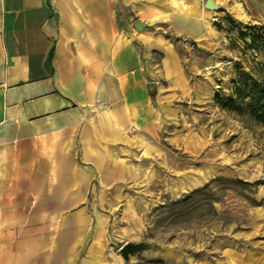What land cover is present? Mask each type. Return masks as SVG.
<instances>
[{
	"label": "crops",
	"instance_id": "1",
	"mask_svg": "<svg viewBox=\"0 0 264 264\" xmlns=\"http://www.w3.org/2000/svg\"><path fill=\"white\" fill-rule=\"evenodd\" d=\"M211 11L200 0H0V264H124L116 191L160 130L161 80L182 74L172 38L208 37Z\"/></svg>",
	"mask_w": 264,
	"mask_h": 264
},
{
	"label": "rangeland",
	"instance_id": "2",
	"mask_svg": "<svg viewBox=\"0 0 264 264\" xmlns=\"http://www.w3.org/2000/svg\"><path fill=\"white\" fill-rule=\"evenodd\" d=\"M215 3L208 37L172 38L182 74L161 80L160 130L140 141L116 191L126 203L111 222L115 252L146 244L124 264H264V122L235 92L241 70L264 82V48L238 35L264 27V0Z\"/></svg>",
	"mask_w": 264,
	"mask_h": 264
},
{
	"label": "trees",
	"instance_id": "3",
	"mask_svg": "<svg viewBox=\"0 0 264 264\" xmlns=\"http://www.w3.org/2000/svg\"><path fill=\"white\" fill-rule=\"evenodd\" d=\"M227 20L232 21L230 16H226ZM217 28L220 27L219 23H215ZM248 30H238L239 37L246 41L248 47L254 50L264 48V27L259 25H246ZM248 38V41L246 40ZM235 92L240 97L241 103L245 106L249 114L256 120L264 122V82L254 78L250 73L241 70L236 78ZM154 98L155 92H150ZM233 101L232 97L227 98ZM226 105L232 106L231 102Z\"/></svg>",
	"mask_w": 264,
	"mask_h": 264
},
{
	"label": "water",
	"instance_id": "4",
	"mask_svg": "<svg viewBox=\"0 0 264 264\" xmlns=\"http://www.w3.org/2000/svg\"><path fill=\"white\" fill-rule=\"evenodd\" d=\"M204 6L210 10H217L219 8V6L215 3L214 0H205ZM134 25L137 29H143L145 27V23L143 21H136ZM145 247L146 244L143 242H127L121 247L120 252L123 258L127 259L129 254H133L137 251H140Z\"/></svg>",
	"mask_w": 264,
	"mask_h": 264
},
{
	"label": "built area",
	"instance_id": "5",
	"mask_svg": "<svg viewBox=\"0 0 264 264\" xmlns=\"http://www.w3.org/2000/svg\"><path fill=\"white\" fill-rule=\"evenodd\" d=\"M203 1H205V0H203Z\"/></svg>",
	"mask_w": 264,
	"mask_h": 264
}]
</instances>
